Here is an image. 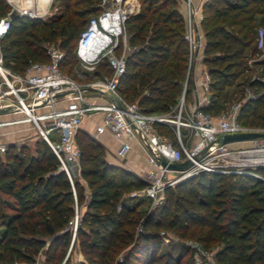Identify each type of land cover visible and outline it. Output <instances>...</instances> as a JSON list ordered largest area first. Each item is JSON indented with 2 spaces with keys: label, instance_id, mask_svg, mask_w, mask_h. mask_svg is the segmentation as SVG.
I'll list each match as a JSON object with an SVG mask.
<instances>
[{
  "label": "trees",
  "instance_id": "obj_1",
  "mask_svg": "<svg viewBox=\"0 0 264 264\" xmlns=\"http://www.w3.org/2000/svg\"><path fill=\"white\" fill-rule=\"evenodd\" d=\"M137 1L138 12L124 24L127 44L134 49L125 59L116 91L126 102H136L143 114L173 119L179 98L193 99L184 19L172 0ZM54 2L58 12L45 20H10L0 39V55L12 72L22 73L29 61L46 62L45 44L50 43L63 52L61 72L69 76L78 65L77 36L88 18L98 13V0ZM8 11L5 0H0V17ZM263 21L264 0L203 4L201 62L209 77L203 111L217 115L230 90H241V98L247 86L256 98L241 103L236 122L264 128V82L236 83L252 67H260L259 78H264V58L250 67L246 64L260 53L256 24ZM110 73L103 60L91 78ZM153 128L174 139L173 126L154 123ZM75 139L80 170L71 181L41 138L32 146L8 144L0 155V264H34L39 254L41 264H59L74 248L82 257L77 264H194V250L179 245L176 254L163 251L160 233L192 239L206 252L216 247L212 257L217 264H264V183L260 180L199 172L166 188L162 203L141 215L140 202L131 203L135 198L127 195L145 183L108 162L97 139L80 129ZM257 171L264 174V169ZM82 206L73 235L69 223L74 209Z\"/></svg>",
  "mask_w": 264,
  "mask_h": 264
},
{
  "label": "built area",
  "instance_id": "obj_2",
  "mask_svg": "<svg viewBox=\"0 0 264 264\" xmlns=\"http://www.w3.org/2000/svg\"><path fill=\"white\" fill-rule=\"evenodd\" d=\"M184 7L183 38L188 44V66L192 65L201 47L200 37L195 28L201 20L200 5L193 0H181ZM9 11L0 17V39L9 28L12 17L37 18L47 12L51 0H48L44 11L38 12L32 2L28 6L21 5L20 0H5ZM98 13L90 16L76 40L75 55L79 70L91 72L94 67L106 60L111 68L109 76L91 79L78 84L62 73L59 65L63 52L55 43L45 46L48 57L46 62L29 61L22 73H14L5 67L0 55V109L13 108L12 111L0 115H20L11 120H1L0 127L10 124L32 123L38 134L46 142L58 160L59 170L63 171L69 181L71 175L79 174V148L75 134L80 124L97 116L93 130L89 135L96 138L107 134L115 141L117 147L114 155L124 160L134 143L143 152L148 168L135 174L145 185L130 192L127 197H144L151 202L152 208L160 205L166 188L192 177L199 172L232 174L247 176L264 183V175L258 169H264V137L222 144L224 135L264 133V128H252L236 122V111L241 103L256 98V95L245 86L241 98L233 103L226 113L213 116L202 110L208 104V97L192 100L187 108L183 107L182 97L177 103V111L173 119L166 115L143 114L136 102L128 103L116 91L118 79L123 73L125 59L134 49L127 44L125 21L138 12L137 0H98ZM196 36V37H195ZM257 46L260 53L250 58L249 66L264 58V38L262 30H257ZM202 58V55H201ZM250 81L264 78L251 76ZM209 77L206 69L202 70L194 89L199 87L208 94ZM99 93L102 99L86 98L83 91ZM119 102L120 107L113 104ZM36 111H38L36 113ZM154 123L173 126L174 139L170 140L158 134ZM52 131H59L58 146L48 138ZM240 143V146H234ZM7 144L1 139L0 155ZM160 161L182 163L189 161L185 170L173 171L161 168ZM79 215L74 209L70 228L75 231ZM162 240L164 234L160 233ZM194 264H201V259L214 263L209 252L192 246ZM197 253H196V252Z\"/></svg>",
  "mask_w": 264,
  "mask_h": 264
},
{
  "label": "rangeland",
  "instance_id": "obj_3",
  "mask_svg": "<svg viewBox=\"0 0 264 264\" xmlns=\"http://www.w3.org/2000/svg\"><path fill=\"white\" fill-rule=\"evenodd\" d=\"M174 2V6L176 8L177 11H179V13L183 16L184 15V7L182 4L181 0H172ZM208 0H193V3L196 5H200V10L201 7L203 6L204 3H206ZM28 0H20L21 4H27ZM45 3V2H44ZM42 4L40 7L38 6L37 9L39 10L38 12L44 11V8L46 7L45 4ZM36 5V2L34 3ZM57 8H56V4L54 2V0H51L47 12L42 14V15H38V18H41L43 20H45L46 18L56 14ZM257 29L262 30L263 32V38H264V21L263 22H257L256 24ZM45 46H47V44H45ZM79 66L77 65V63L73 66L70 74H69V78L74 80L76 83L78 84H84L89 82V80H91L92 78V72L94 71V69L91 72H86V73H82V71L79 70ZM260 67L254 68L252 67L248 73L244 74L243 76H241L236 83H240L241 80L242 81H246L248 80L251 76H260ZM102 70V69H101ZM63 73V72H62ZM232 91V92H231ZM241 91V90H240ZM240 91H238L237 89H233L230 90L227 97L224 100V103L221 107V109L219 110L220 112L226 113L229 110V107L237 102L240 98ZM82 95L86 98H95L96 100L102 99V96L99 93L96 92H92L90 90L87 91H83ZM191 103V101H189ZM187 101H184V98L182 97V104L183 107L187 108L188 103ZM189 103V104H190ZM175 114L177 109H173L172 110ZM38 111H36L37 113ZM218 113V114H219ZM20 115L15 114V115H4L3 117H0L1 120H11V118H16L19 117ZM168 117V115H167ZM82 132H85L87 134H89V130L82 128L81 129ZM0 134H3V136H1V139L4 143L8 144H15V145H28V146H32L33 142L35 140H38V138L40 139L41 136L38 134V131L36 130V128H34V126L32 125V123H20V124H10V125H6L3 127H0ZM58 137H59V131H52L48 134V138L53 142V144L55 146H58ZM42 139V138H41ZM104 150V156L105 159L108 162H112L117 164L118 167L120 168H124L128 171H132L133 167L131 165H128L130 163H128V160L132 161L131 163H135L136 165H138L139 167H143L146 166L148 168V165L143 163V159L141 158V156L139 155V153L137 154H133V156L131 157H127L126 160L120 161L118 160L112 149L110 147L107 148V146L105 145V143L107 142H99ZM234 146H240V143H235ZM128 156V155H127ZM130 166V168L128 167ZM134 173V172H132ZM264 175V174H263ZM136 202H140L139 206L137 207V211L139 214H143L144 212L153 209L151 202L147 199H145L144 197H138L132 200L131 203H136ZM83 206L79 207L78 209H76L78 215H80V212L82 211ZM71 231L72 234L74 235V231L72 229V224H71ZM73 240V236L71 238V242ZM182 245L186 248H189L190 250L192 249V246H195V248H199L200 250L204 251L203 249H201L197 243H195L194 240L189 239V238H185V239H178L174 234L172 233H167L164 236V240H163V244H162V250L164 251H171L172 253L176 254V252L178 251V246ZM216 250V247H214L213 249H211L210 251H208L209 253H211L212 255L214 254ZM196 252V251H195ZM197 253V252H196ZM212 255L210 256V258L212 259ZM68 257V264H77L79 261H82V257L79 255L78 251L76 248H74L70 253H69V249L66 251L64 258L60 261L59 264H64L65 259ZM197 256L192 255V260L194 262V259H196ZM116 259H119V256H116ZM43 260V257L41 254H39L37 256V260L36 263L34 264H41ZM186 260V258H183L182 262H184ZM200 261H202L201 264H210V262L208 260L205 259H201ZM214 261V259L212 260ZM215 263V262H214ZM17 264H23V263H17Z\"/></svg>",
  "mask_w": 264,
  "mask_h": 264
},
{
  "label": "crops",
  "instance_id": "obj_4",
  "mask_svg": "<svg viewBox=\"0 0 264 264\" xmlns=\"http://www.w3.org/2000/svg\"><path fill=\"white\" fill-rule=\"evenodd\" d=\"M35 3L36 2V7H40L44 2H46V4L45 5H47V0L46 1H43V0H28V2H27V6L30 4V3ZM8 5V4H7ZM21 5H25L24 3L23 4H21ZM39 9V8H38ZM37 9V11H39ZM195 32L197 33V36H199L200 37V42H201V47L199 48V50L197 51V57L195 58V60H194V62L192 63V74H193V77H194V82L195 81H197V79H198V77H199V75H200V73H201V71L202 70H204L205 69V66L202 64V62H201V50H202V44H203V33H202V31H201V29H200V27H199V25L195 28ZM196 37V36H195ZM250 60V58H248L247 60H246V64H247V62ZM248 65V64H247ZM249 66V65H248ZM250 67V66H249ZM208 97V94H206V93H203L202 92V90L199 88V87H196L195 88V90H194V93H193V99L192 100H195V99H198V100H200V99H202V98H207ZM98 119V117L97 116H93L92 118H90V119H88V120H85V121H83L81 124H80V127H79V129L81 130L82 128H85V129H87V130H89L88 132H91L92 130H93V126H94V122L96 121ZM1 136H3L4 137V135L3 134H1ZM95 139H97L99 142H107V143H105V145L107 146V148L108 147H110L111 149H112V151H113V153H114V151H115V149H116V147H117V141H115L113 138H111L109 135H107V134H102V135H100V136H98V137H96ZM136 152H137V154L139 153V155L141 156V158L143 159V163L146 165V161H145V159H144V156H143V152L138 148V146H136V144H134V143H132L131 144V150H130V152L127 154L128 156V158L131 156H133V154H136ZM126 157V158H127ZM126 158L124 159V160H126ZM119 160V159H118ZM120 161H123V160H120ZM132 161L130 160H128V163H130V164H128V165H131L132 167H133V170L131 171V172H134L135 174H139V172H142V171H144L145 169H147V167L146 166H141V167H139L138 165H136L135 163H131ZM110 163H112V162H110ZM112 164H114V165H116L117 166V164H115V163H112ZM129 168H130V166H128ZM84 209H82V211H83Z\"/></svg>",
  "mask_w": 264,
  "mask_h": 264
},
{
  "label": "water",
  "instance_id": "obj_5",
  "mask_svg": "<svg viewBox=\"0 0 264 264\" xmlns=\"http://www.w3.org/2000/svg\"><path fill=\"white\" fill-rule=\"evenodd\" d=\"M181 97H183V95ZM113 104L118 108L120 107L119 102L117 100H113ZM12 110L13 108L0 109V115L6 114ZM259 137H264V133L224 135L222 136L220 141L222 144H226V143H231V142H240V141L250 140V139L259 138ZM189 165H190L189 161H185L182 163H167L165 161L159 162V166L161 168H166L167 170H173V171L185 170Z\"/></svg>",
  "mask_w": 264,
  "mask_h": 264
}]
</instances>
